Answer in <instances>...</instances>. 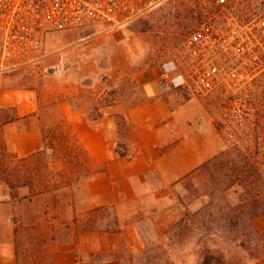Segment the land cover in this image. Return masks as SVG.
<instances>
[{
    "label": "rangeland",
    "instance_id": "374dc122",
    "mask_svg": "<svg viewBox=\"0 0 264 264\" xmlns=\"http://www.w3.org/2000/svg\"><path fill=\"white\" fill-rule=\"evenodd\" d=\"M236 1L242 0H148V9L140 17L121 27L111 29L107 24H99L46 34L42 58L38 63L9 71L0 75V79L3 85L38 89L43 106L51 114L56 113L61 102H69L73 112L81 111L93 117L99 116V109L115 106L119 109L115 121L122 131L125 130L122 118L127 108L142 104L146 98V90L136 85L133 76L157 72L164 65L172 64L174 70L169 79L162 80L158 77L153 85V93L165 100L171 111H179L184 126L180 128L181 133L187 131L184 134L188 137L192 135L189 128L198 129L197 136H202L205 157L218 150L203 163L205 164L218 157L229 143L214 130V121L224 123L223 130L238 127L231 122L232 115L239 103L248 99L247 90L250 88L252 75L257 78L259 90L256 96L262 105L259 108L264 111V66H258L255 73L251 71L247 74L248 62L245 59L252 51L253 60L259 59L261 52L264 53L260 39L262 26L259 24L264 20V0H248L257 3L253 4L256 10L248 17L244 15L246 7L237 8ZM245 1L247 0H243ZM242 17L252 19V22L243 24ZM196 35H202L206 39L194 42L193 37ZM177 76L183 79L184 84L173 87L170 80ZM59 110L61 112L60 107ZM200 111H203L202 114ZM173 127L175 131L179 130L174 123ZM69 132L81 147L70 126ZM117 144L123 147L125 143ZM48 154L53 158L50 151ZM7 163V158H3L1 164ZM262 169L264 171V167ZM238 171L239 168L228 171L209 165L171 185L168 192L172 202L181 209V217L162 232L157 233L149 220L157 218L161 211L151 213L149 208H142L138 201L123 206L119 213L113 209L116 220L117 215L130 217L134 211L133 218L137 220V224L139 222V233L144 245L138 249L125 250L137 254L167 243V237L163 234L185 214L198 212L193 224L188 225L186 231L183 229L182 237L176 239L181 249L177 262L194 264L192 255L197 252L194 243L198 232L193 225L198 228L203 223L205 227L209 224V214L217 212V209L228 214V207H232L237 201L234 193H241V187L237 183ZM151 180L156 184L154 176H151ZM260 187L263 189L262 185ZM21 193H26V190H21ZM86 197L85 183L81 202ZM150 204L148 201V207ZM141 208L148 212H142ZM25 210L30 211V207L26 206ZM22 218L24 222L30 220L26 214ZM254 221L252 225L255 228ZM117 225L119 228L118 221ZM244 226L242 225L240 233ZM22 234L20 240L25 247H30L28 245L31 243L39 245L50 260L57 247L62 245L58 244L59 238L51 233L43 237L32 236L31 232L26 231ZM246 236L245 234L240 238L246 245L244 249L230 244L231 248L227 246L226 251L230 257L241 259L245 264H252L258 257L260 264H264L261 235L249 238ZM256 243L260 244L258 251L254 248ZM109 262L119 264L117 260Z\"/></svg>",
    "mask_w": 264,
    "mask_h": 264
},
{
    "label": "trees",
    "instance_id": "16d2710c",
    "mask_svg": "<svg viewBox=\"0 0 264 264\" xmlns=\"http://www.w3.org/2000/svg\"><path fill=\"white\" fill-rule=\"evenodd\" d=\"M254 3L248 0L236 1L237 8L246 7L244 15L247 17L256 10ZM251 20L243 18L241 23L249 24ZM259 24L262 26L260 39L264 47V20ZM253 53L252 51L251 55L247 54L245 57L248 62L247 74L251 71L255 73L258 66H264V53L261 52L262 56L256 60H253ZM256 79L255 75H252L250 88L247 90L248 99L234 109L231 122L238 127L228 132L223 130L224 123L214 121V130L229 142L227 146L218 157L186 176L193 175L209 165L228 171L239 168L237 183L241 187V193H234L237 201L232 207H228V214L217 209V212L209 214V224L205 227L203 223L198 228L193 225L198 232L194 243L197 252L192 255L194 264H245L241 259L230 257L226 251L227 246L231 248L230 244H233L236 248L244 249L246 245L240 238L245 234L248 238L259 237L252 222L264 216V111L260 110L262 105L256 96L259 90ZM89 118L96 119L93 116ZM10 120L17 119L13 116L3 121ZM36 120L39 124L37 131L41 136L42 149L33 155L17 158L6 149L0 138V186L8 189L9 202L12 205L10 222L13 226L16 264H53V258L50 260L39 245L31 243L28 245L30 247H25L21 243L20 237L24 231L39 237L51 233L59 238L58 244L68 243L73 237L84 232H119L111 207L82 210L80 198L85 183L90 177L103 171L93 166L87 154L71 136L69 125L59 106L55 114L49 113L47 107L41 106ZM122 127L130 131L126 117L122 118ZM49 151L53 158L49 157ZM115 153L125 161L134 157L128 144L120 147L116 143ZM3 158H7V165L1 164ZM21 190H26V193L22 194ZM26 206L30 207V211L25 210ZM25 214L30 217L28 222L23 221ZM196 217L198 212L185 214L163 234L167 237V243L159 244L155 248L137 254L127 250L115 255H81L76 252V264H101L111 260H117L119 264H183L182 261L177 262L181 249L176 239L182 237L183 229L186 231ZM245 218L246 224L243 223ZM242 225H245V228L240 233ZM254 248L258 251L260 244L256 243ZM259 259L256 258L252 264H260Z\"/></svg>",
    "mask_w": 264,
    "mask_h": 264
},
{
    "label": "crops",
    "instance_id": "0c3cea01",
    "mask_svg": "<svg viewBox=\"0 0 264 264\" xmlns=\"http://www.w3.org/2000/svg\"><path fill=\"white\" fill-rule=\"evenodd\" d=\"M162 74L163 67L157 72L133 76L136 85L146 90V98L142 104L127 108L123 115L130 131L119 128L115 121L119 109L115 106L99 109V117L93 120L84 112H73L69 102L59 105L89 160L103 171L87 180V197L81 202L82 210L111 207L119 213L123 206L138 201L151 213L161 211L158 219L149 218L157 233L181 217V209L172 202L169 187L179 183L218 151L205 157V146L202 136H197L198 129L189 128L192 135L188 137L187 131L181 133L184 126L179 111H171L169 104L153 93V85L158 77L162 79ZM41 106L38 89L3 85L0 79V138L6 149L19 159L42 149L36 120ZM13 116L17 120L3 121ZM173 123L178 131L174 130ZM120 142L129 145L134 155L132 160L125 161L116 155L115 144ZM151 176L156 178V184L151 182ZM142 208V212H148ZM133 212L130 217L117 215L119 232H84L59 245L53 264H76V252L115 255L125 249L142 247L139 222L136 223ZM11 214L9 191L0 186V264H16ZM254 226L263 239L264 250V216L255 219Z\"/></svg>",
    "mask_w": 264,
    "mask_h": 264
},
{
    "label": "built area",
    "instance_id": "2783aa9c",
    "mask_svg": "<svg viewBox=\"0 0 264 264\" xmlns=\"http://www.w3.org/2000/svg\"><path fill=\"white\" fill-rule=\"evenodd\" d=\"M146 1L0 0V75L38 63L46 34L99 24L121 27L148 9ZM205 39L193 37L194 42ZM173 70L172 64L164 65L162 80H168ZM170 83L180 87L184 81L177 76Z\"/></svg>",
    "mask_w": 264,
    "mask_h": 264
}]
</instances>
